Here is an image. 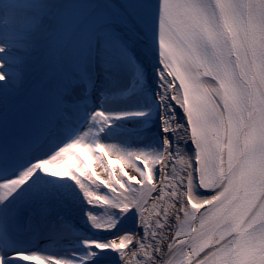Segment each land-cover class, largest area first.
Here are the masks:
<instances>
[{
  "label": "snow or ice",
  "instance_id": "snow-or-ice-1",
  "mask_svg": "<svg viewBox=\"0 0 264 264\" xmlns=\"http://www.w3.org/2000/svg\"><path fill=\"white\" fill-rule=\"evenodd\" d=\"M0 21V264H264V0H0Z\"/></svg>",
  "mask_w": 264,
  "mask_h": 264
},
{
  "label": "bare ground",
  "instance_id": "bare-ground-1",
  "mask_svg": "<svg viewBox=\"0 0 264 264\" xmlns=\"http://www.w3.org/2000/svg\"><path fill=\"white\" fill-rule=\"evenodd\" d=\"M111 159L115 160L117 158L116 157H111ZM84 160H86L88 162L87 165L89 166L90 170L96 171L97 173H101L102 178H105V175L106 174H103L102 169L98 166V163L99 162L95 160L94 156H91L89 160H87V159H84ZM104 162L105 163H108L106 160ZM72 163H75V161H72ZM120 165H123L124 166L123 162ZM115 167L117 168V170L119 169L118 168L119 167L118 165H116ZM125 171H128L130 174H132V169L131 168L125 167ZM101 190L102 191H107V189H103L102 186H101ZM65 214H69L70 216H73V217L74 216L78 217L79 225L80 226L83 225V221L81 220L80 213L78 211L66 212ZM56 246H58V252H57V254H54L53 253L54 252L53 251V248L56 247ZM67 246H68L67 245V242L65 241L62 244H57V245L51 244L50 247H48V249L52 252V254L57 255V256H62V249L64 247H67Z\"/></svg>",
  "mask_w": 264,
  "mask_h": 264
}]
</instances>
